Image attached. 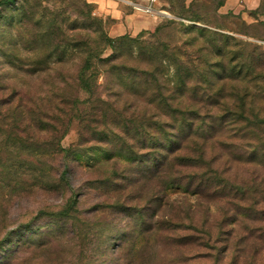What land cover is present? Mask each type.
Returning <instances> with one entry per match:
<instances>
[{"label": "rangeland", "instance_id": "374dc122", "mask_svg": "<svg viewBox=\"0 0 264 264\" xmlns=\"http://www.w3.org/2000/svg\"><path fill=\"white\" fill-rule=\"evenodd\" d=\"M132 1L146 12L161 11L164 22L175 18L173 9L178 11L183 4L187 8L192 0ZM197 1L199 6L193 9L202 19L183 20L234 36L232 49L244 55L238 61L231 62L228 56L222 60L226 68L230 63L242 64L241 78L223 79V71L207 68L206 60L219 58L195 29L186 32L167 27L149 32L150 27L142 30L146 31L143 34L114 35L110 33L114 19L96 13V1L90 2L93 18L78 13L88 8L77 0H15L0 5V264H264V26L248 23L233 9L223 11L226 0L221 6H217L219 0ZM159 3L164 10L158 9ZM257 11L264 12V0ZM103 33L116 41L124 35L132 39L116 42L114 49L103 48ZM87 36L100 57L119 55L114 60L116 70L98 59L94 67L98 94L109 95L115 105L109 114L114 125L123 119L130 124L146 120L153 128L166 121L175 134L177 128L170 124L176 123L179 114L173 117V110L159 105L163 95L174 109H198L194 125L198 131L183 144L192 148L197 142H206V158L229 179L227 188L239 185L246 188L245 193L234 195V191L225 190V195L205 196L188 192L185 184L193 170L185 168L183 184L176 182L164 191L159 190L157 180L126 187L134 172L121 173L128 166L106 161L110 154L93 145L91 128L100 126L105 104L84 92L80 97L85 104L79 110L71 104L77 94L75 76L88 52ZM76 41L79 43L74 46ZM149 46L165 47L178 54L180 65L195 69L187 91L175 90L171 78L175 64L160 59L159 70L152 74L154 65L145 63L143 54ZM46 56L47 63L41 60ZM202 71L208 73L202 76ZM132 80L143 95L137 97L126 86ZM222 85L224 90L218 93ZM217 100L216 105H209ZM225 102L235 106L244 102L246 119L236 121L237 115L232 113L216 131ZM40 106L53 112L49 118L60 117L53 122L64 132L61 145L77 148L67 164L58 156L43 161L35 157L32 143L39 130L35 109ZM77 114L85 121L80 122ZM193 116L188 114V118ZM205 130L210 133L207 140L200 135ZM115 184L124 188L116 189ZM124 202L123 209L114 207ZM134 208L141 212L134 215ZM63 209L65 215L60 213ZM156 219L162 223L173 220L175 229H156L150 239L145 233L136 235L143 224L153 225ZM179 224L193 225L179 229ZM130 230L134 234L124 243ZM209 232L211 242L201 245V236L207 238ZM184 235L193 242L179 245ZM25 239H30L31 247L13 254ZM143 245L144 250L140 249Z\"/></svg>", "mask_w": 264, "mask_h": 264}, {"label": "trees", "instance_id": "16d2710c", "mask_svg": "<svg viewBox=\"0 0 264 264\" xmlns=\"http://www.w3.org/2000/svg\"><path fill=\"white\" fill-rule=\"evenodd\" d=\"M15 0H0L1 6H6L9 3L14 2ZM82 1L85 6H87L88 10H79L80 14H82L86 18H93L91 17V11L92 7L90 5V2H87L85 0H77ZM223 0H219L217 6L223 5ZM41 2H38L36 6H40ZM199 6L197 0H192L189 5L186 6L183 4L180 10H172L171 12L175 15V18H166L164 22H159L157 25H154L148 30L149 32H160L161 30L166 29L167 27H173L177 31L178 29H185L186 32H191L192 30H196L197 33L204 38L205 42L209 43L211 51H213L214 56L218 57V60H215L214 62H211L210 60H206L207 68L210 66L214 71H223V79H228L230 77L234 79H239L242 77V71H243V65L242 64H236V63H230L232 66L229 68H226L225 63L223 62L222 58L225 56H228L230 58V61H238L239 58L242 59L243 53L235 51L233 48L234 42H236V38L232 35H228L226 33H222L219 30L216 29H209L207 27H198L194 24H188L185 23L183 19H187L190 21H200L202 19V14L198 13L196 10L193 9L194 6ZM34 6V7H36ZM32 9V7H30ZM261 12L254 10L252 13ZM264 13V12H261ZM180 18V19H177ZM264 26V21H259ZM40 24L42 22L40 21ZM54 26V25H51ZM50 26V27H51ZM52 28V27H51ZM53 32V31H52ZM51 32V33H52ZM146 31H141L140 34L145 33ZM90 36H87L85 40L86 47L88 48V52L84 57L83 64L79 70V72L75 76V83L77 85V94L75 95V98L71 100V104L73 109H80V106L82 104H85L82 102V98L80 97L81 92L87 93L88 97L96 96L98 100H100L103 104H105L103 118L100 119V126L96 128H91L92 136H94V142L93 145L97 148H104L106 152L110 154V156L106 159V161H113L114 163L123 162L125 163L127 168H123L121 173L128 175V173H132L133 178L130 179V181L127 183L126 187H133L138 184L144 185L152 180L158 181V188L160 191H164L167 186L171 184H175L176 182L182 185L181 180V174L182 169H192L193 172L191 175H189L188 183L185 184V188L188 190V192L195 193V194H207L205 196H208L210 194H214L217 196L225 195L227 192L225 190L229 191V193H232L234 191V195H238L239 193L244 194L246 191L245 187L242 186H233L231 188H227L229 184V179L224 178L222 173L215 168L211 164V159H207V150H206V142H203L198 145L193 146L192 148H189L185 146L184 141H186L190 135H192L194 132L197 133V129L194 127L195 120H197L198 117V109H194L191 112H186L185 110L172 107L171 102L168 101V99L163 95L164 100L159 103V105H162L166 109L173 110V117H175V113L179 114L178 119H176L175 124H170V126L175 130L177 128V132L172 133L171 130L168 128L169 124L166 121H160L157 122L156 125L153 128L148 127V123L145 121L136 123V121H132L131 124L126 120H121L117 125H114V120H111L109 118L110 110L115 108V105L112 104L111 100L112 98L108 96H103L98 94V73H96L94 67L95 62L98 59L99 62H101L102 65H108V67L111 70H116L117 65L114 63L115 58H118L119 55H109L105 57H100L101 53L96 52V50H93L90 46V42L88 41ZM128 39L131 40L132 38L130 36H121L117 41L115 38H112L108 36L107 34L103 33V36L101 38L102 43H104L105 46L103 48H106L107 46L114 49L116 47L115 43L120 42L121 40ZM79 43V41H76L74 43V46H76ZM84 43V42H83ZM242 43V42H241ZM248 45V44H247ZM166 46V45H165ZM248 50L251 49L249 48ZM145 56V63L154 65V72L152 74H155V71L159 70V64L160 59L166 60L169 63L175 64L174 72L171 76V78L174 77V80H172V83L175 87V90L177 92H185L188 88V81L195 76V69L190 68L185 65H180L177 58V53L168 50L164 47V49H159L158 47L149 46L146 49H144ZM251 55V53H249ZM99 57V58H98ZM41 60L45 61V63L48 62V56L45 58H41ZM40 65V63H37ZM179 64V65H178ZM249 68L251 67L253 69V65H248ZM250 68V70H251ZM255 69V66H254ZM36 71V70H33ZM208 72L205 73V71L201 72L202 76H205ZM220 73V72H219ZM218 73V74H219ZM156 75V74H155ZM136 81L132 80L127 87H130L132 90V94L138 96L143 95L144 93L139 90L137 86H135ZM191 90V87H190ZM224 90V87L219 89L218 93H222ZM160 94L162 95V91H160ZM117 95L121 96L122 94L120 91H117ZM63 96L62 98L66 97V93L61 94ZM216 101V100H215ZM211 102V104H217V102ZM79 103V105H78ZM112 104V105H111ZM215 104V105H216ZM223 105L226 106L225 113L221 116H219L218 120L219 124L216 126L215 130L218 131L221 127H223L224 122L227 121V116L230 114H236V121H242L246 119L245 116V103L241 102L235 106V104H232L229 102H225ZM41 107V106H40ZM38 110L35 109V112H37L38 115V133L37 138L32 143L34 145V151H35V157L38 158L40 161L46 160V157H61L65 160V164H67V160L69 159L70 155L74 154L75 151H77V148H65L61 145L60 140L64 134V132H59L58 129H56L55 123L53 122L54 118H57L59 120L60 117L53 116V118H49L52 116L51 111L48 110V108L41 107ZM83 107V106H82ZM238 109V110H237ZM241 110V111H239ZM98 111V110H97ZM115 111V110H112ZM234 111V112H233ZM66 113V111H65ZM194 115L192 118H188V114ZM76 117L80 120V122L85 121L82 114H77ZM181 133V137L179 142H176L175 139H177L176 136H179ZM207 130L204 131L203 137L206 139L208 134ZM83 138V137H82ZM26 139V138H24ZM204 139V140H205ZM207 140V139H206ZM23 141V139H22ZM98 143V144H97ZM24 146H29L31 143H21ZM124 157L122 159L120 156ZM67 167V165L65 166ZM41 172H44V168H40ZM66 168L64 169L62 173L61 180H66ZM116 175L115 177H118L119 173L115 171ZM222 174V175H221ZM111 181V180H110ZM225 183V184H224ZM116 189H123L124 185L115 184ZM114 185V186H115ZM221 185V186H220ZM163 188V189H162ZM156 196V195H155ZM154 196V197H155ZM204 196V197H205ZM215 196V197H217ZM157 197V196H156ZM125 202L122 204H114V207H120L123 209L125 207ZM125 209H130V206H126ZM134 215H137L141 212V209L134 208V210L131 212ZM61 214H66V211L63 209ZM137 218V216H136ZM135 218V219H136ZM147 219V218H146ZM173 220H165L163 223L156 219L151 224H143L144 221H140L143 224V228L136 232L137 236H141L145 233V237L150 239L151 234H153V231L156 229H175V227L172 226L171 222ZM193 224L184 225L180 224L178 225V228H191ZM29 228L28 230H30ZM133 230L129 231V234L125 237L124 243H129V239L131 236H133ZM129 236V237H128ZM188 235H184L181 238H179V245H188L193 242V239L190 237H186ZM30 236H28L29 238ZM211 233L209 232L208 237L205 238V236H201V239L203 240L202 243H208L211 242ZM177 239V238H176ZM175 240V239H174ZM174 240L171 242L174 243ZM203 244V245H207ZM20 246L17 247V249L14 251L13 254H17L20 252V250L29 249L32 245V242L30 239H25L22 244H19ZM209 245V244H208ZM146 247V245H143L140 249H143ZM215 264H218L217 262Z\"/></svg>", "mask_w": 264, "mask_h": 264}, {"label": "crops", "instance_id": "0c3cea01", "mask_svg": "<svg viewBox=\"0 0 264 264\" xmlns=\"http://www.w3.org/2000/svg\"><path fill=\"white\" fill-rule=\"evenodd\" d=\"M96 1L95 11L102 16H110L114 19V24L110 33L121 35L125 33H137L148 29L162 20V12H146L141 8H135L132 3L124 0H93ZM132 1V0H129ZM134 2V1H132ZM154 3V2H153ZM152 3V4H153ZM261 0H226L223 11L233 9L241 13L242 17L248 22L264 21V13L252 11L257 10ZM162 6L158 5L159 10ZM166 11V10H165Z\"/></svg>", "mask_w": 264, "mask_h": 264}, {"label": "built area", "instance_id": "2783aa9c", "mask_svg": "<svg viewBox=\"0 0 264 264\" xmlns=\"http://www.w3.org/2000/svg\"><path fill=\"white\" fill-rule=\"evenodd\" d=\"M85 1H87V2H93V0H85ZM124 1L129 2V3H132V4H135L134 2L129 1V0H124ZM135 5H136V4H135ZM135 7H137V6H135ZM137 8H139V7H137ZM148 9H151V7H147V10H148Z\"/></svg>", "mask_w": 264, "mask_h": 264}]
</instances>
